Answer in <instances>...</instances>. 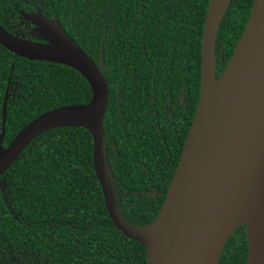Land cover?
Listing matches in <instances>:
<instances>
[{"label": "trees", "instance_id": "obj_1", "mask_svg": "<svg viewBox=\"0 0 264 264\" xmlns=\"http://www.w3.org/2000/svg\"><path fill=\"white\" fill-rule=\"evenodd\" d=\"M210 0H0V25L45 41L21 12L61 23L100 65L103 36L109 85L104 120L120 208L137 226L151 223L166 198L200 98L202 38ZM253 0H233L215 51L221 75L248 23ZM6 94L7 148L31 121L92 99L75 69L30 61L0 45V134ZM185 96L186 106L181 104ZM158 111V115H156ZM84 128L37 137L0 176V264H147L146 249L114 226ZM241 226L220 264H246Z\"/></svg>", "mask_w": 264, "mask_h": 264}, {"label": "water", "instance_id": "obj_2", "mask_svg": "<svg viewBox=\"0 0 264 264\" xmlns=\"http://www.w3.org/2000/svg\"><path fill=\"white\" fill-rule=\"evenodd\" d=\"M232 1L209 2L199 103L166 198L151 223L132 224L119 205L104 127L110 95L103 75L107 34L97 65L59 21L42 12L21 14L47 43L21 38L0 25V45L30 61L75 69L90 84L92 99L48 111L25 126L0 150V176L41 134L84 128L93 138L94 170L108 214L118 231L145 247L147 264H220L229 239L241 226L248 238L246 264H264V0H253L245 30L217 77L216 40ZM45 26L52 31L42 30ZM7 101L6 94L0 143L6 133Z\"/></svg>", "mask_w": 264, "mask_h": 264}, {"label": "flooded vegetation", "instance_id": "obj_3", "mask_svg": "<svg viewBox=\"0 0 264 264\" xmlns=\"http://www.w3.org/2000/svg\"><path fill=\"white\" fill-rule=\"evenodd\" d=\"M22 13V12H21ZM32 14H34V13H32ZM22 15V14H21ZM44 16V15H43ZM23 17V16H22ZM45 17V16H44ZM46 18H48V17H46ZM23 19H24V17H23ZM50 19V18H49ZM25 21H27L26 19H24ZM51 20H53V19H51ZM29 24H31L33 27H37V26H35V25H33L32 23H30L29 21H27ZM43 42H45V43H47V41H43ZM180 100H181V104L182 105H184V106H186V102H185V96L184 95H182L181 96V98H180ZM156 115H158V111H156Z\"/></svg>", "mask_w": 264, "mask_h": 264}, {"label": "snow or ice", "instance_id": "obj_4", "mask_svg": "<svg viewBox=\"0 0 264 264\" xmlns=\"http://www.w3.org/2000/svg\"><path fill=\"white\" fill-rule=\"evenodd\" d=\"M42 30L48 31V32H51L52 31V29L48 28L47 26H45ZM56 38H57V36H56V34H54V39H56Z\"/></svg>", "mask_w": 264, "mask_h": 264}]
</instances>
